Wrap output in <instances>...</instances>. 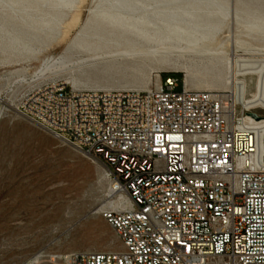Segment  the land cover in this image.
<instances>
[{
  "label": "built area",
  "instance_id": "built-area-1",
  "mask_svg": "<svg viewBox=\"0 0 264 264\" xmlns=\"http://www.w3.org/2000/svg\"><path fill=\"white\" fill-rule=\"evenodd\" d=\"M163 74L146 91L48 81L26 94L20 113L99 159L128 204L102 211L120 250L45 248L25 264H264L261 114Z\"/></svg>",
  "mask_w": 264,
  "mask_h": 264
},
{
  "label": "rangeland",
  "instance_id": "rangeland-1",
  "mask_svg": "<svg viewBox=\"0 0 264 264\" xmlns=\"http://www.w3.org/2000/svg\"><path fill=\"white\" fill-rule=\"evenodd\" d=\"M226 1L240 19L227 18L219 36L227 50L235 52V59L245 61L228 73L224 63L209 64L203 59L192 63L187 57L182 61L194 64L190 74L179 67L164 70L129 60L122 52L128 49L129 32L121 35L118 30L111 36L121 45L82 37V33L93 36L97 31L109 37L108 22L93 12L100 0H75L58 8L60 20L43 31L28 27L19 13L0 5V264H25L45 248L56 253L121 249L116 233L99 211L114 197L105 166L20 113L24 97L39 84L67 83L76 77L82 82L78 89L140 90L154 87L158 75L166 72L171 74L163 78H179L178 90L181 80L192 76L191 89L236 92L248 109L264 108V30L254 33L245 28L249 14L264 16V0ZM19 35L21 42L16 41ZM83 42L91 43L90 49L80 47ZM63 53L66 56L60 60ZM100 61L107 73L93 71V62ZM41 264L55 263L46 259Z\"/></svg>",
  "mask_w": 264,
  "mask_h": 264
},
{
  "label": "bare ground",
  "instance_id": "bare-ground-1",
  "mask_svg": "<svg viewBox=\"0 0 264 264\" xmlns=\"http://www.w3.org/2000/svg\"><path fill=\"white\" fill-rule=\"evenodd\" d=\"M73 1L75 0H0V5L5 4L13 12L19 13V17L27 26L29 25L28 27L43 31L52 29L51 24H56L60 20L62 13L58 14L56 10L60 7L70 6ZM182 1L185 4L178 5ZM93 12L108 22L111 27L109 37L105 38L98 31L93 36L86 33H82L81 36L96 38L100 41L105 40L106 44L121 45L117 38L111 36L118 30L122 31L121 35L124 32H129L132 37L126 38L128 49L122 52L138 66L156 64L164 70L179 67L190 74L194 72V64L182 61L189 57L192 63L200 59L209 64L212 61L224 63L228 73H232L235 66L240 65L241 61H245L235 59V52L228 51L226 42L219 36L221 25L227 18L240 19L238 11L233 13L226 0H100ZM28 19H31L32 23L28 24ZM245 28L249 32L264 30V16L249 14L245 20ZM21 40L19 35L16 41L21 42ZM84 43L80 44V47L90 49L91 43ZM65 56L66 54L63 53L59 59L62 60ZM91 66H94L93 71L99 70L103 73L108 71L106 64L101 61L93 62ZM73 70L79 71L76 68ZM204 70L210 72L209 67H205ZM160 82L159 74L157 85ZM67 83H70L74 89H78L82 85L81 80L76 77H71ZM194 83L195 78L186 77V88L191 89V85ZM226 84L229 85V77L226 79ZM138 89L146 91L151 88L140 87ZM238 101L247 107L248 104L243 100V97H240V94ZM251 110L261 114L262 117L258 120L264 133V108ZM262 141L264 150V140ZM105 173L108 177L106 168ZM112 190L113 188H111ZM127 204L128 199L124 195L117 194L99 211L106 208L123 209Z\"/></svg>",
  "mask_w": 264,
  "mask_h": 264
},
{
  "label": "water",
  "instance_id": "water-1",
  "mask_svg": "<svg viewBox=\"0 0 264 264\" xmlns=\"http://www.w3.org/2000/svg\"><path fill=\"white\" fill-rule=\"evenodd\" d=\"M250 115H251L252 117L256 118V119L259 118V116H257V114H255V113H251Z\"/></svg>",
  "mask_w": 264,
  "mask_h": 264
}]
</instances>
